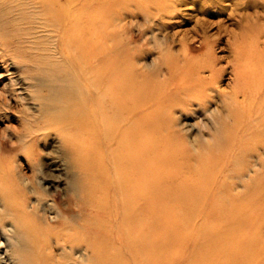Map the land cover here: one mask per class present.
<instances>
[{
  "label": "bare ground",
  "instance_id": "1",
  "mask_svg": "<svg viewBox=\"0 0 264 264\" xmlns=\"http://www.w3.org/2000/svg\"><path fill=\"white\" fill-rule=\"evenodd\" d=\"M156 1L110 0L105 5L126 4L117 13L130 11L132 16L138 5ZM105 13L93 11L91 0H0L3 25L23 23L12 33L21 35L15 39L0 34V62L10 60L27 83L24 96L18 80L7 78L0 98L7 100L9 88L18 99L36 102L41 122L29 133L31 140L58 137L71 176L68 200L77 207L60 209L45 196V188L33 182L37 168L31 170V181L0 160V186L16 228L29 229L43 247V260L54 258L60 249L72 259L75 254L77 261L100 258L103 264H264V112L245 107L236 95L235 107L226 105V114L217 107L208 109L215 97L205 76H199L193 60L181 61L173 54L163 23H155L150 34L156 55L147 70L138 65L139 55L126 42L119 45V36L105 33V25L115 22ZM41 36L49 57H60L56 60L61 69H49L51 65L39 70L28 62L36 59L35 43ZM259 63L264 68V57ZM207 68L213 72L214 67ZM261 77L256 73L250 83ZM176 111L209 115L214 133L210 142L205 138L204 148L192 150L185 144L176 128ZM32 164L38 165L36 159ZM14 176L20 182L11 185ZM29 193L38 195L32 204ZM175 208L181 212L178 220L164 215ZM58 225L61 229L52 230ZM0 234L4 256L21 262L32 237L27 236L31 241L26 244L19 233L15 241L9 231L8 236ZM20 245H25L21 255ZM172 252H179L180 258ZM4 256L0 253V263L6 261Z\"/></svg>",
  "mask_w": 264,
  "mask_h": 264
},
{
  "label": "rangeland",
  "instance_id": "2",
  "mask_svg": "<svg viewBox=\"0 0 264 264\" xmlns=\"http://www.w3.org/2000/svg\"><path fill=\"white\" fill-rule=\"evenodd\" d=\"M109 1L110 0H91V8L93 9V11L96 9L97 11H103L104 13V10H106V17L109 18V16H111V19L115 20V22L113 21V23L105 25L108 27L104 28L105 33H107L109 36L113 34H116L117 37L119 36L117 39H115V42L119 45H123L126 42L132 50V53H136L137 55H139V60L137 61L139 66L147 70L152 67L154 62L153 60L156 55V49L151 44L150 34L151 32H153L155 23H163V26H161L162 24H160V26L163 27L162 30H165L170 35V46L172 47L173 54H176L178 59L181 61H184V58L186 62H191L193 60L191 63H193L194 65L196 64L199 68L196 71L201 70L199 76H205L204 80L211 89L209 93L215 97L213 102L209 105L208 109H213L214 107H217L219 108L218 110H222L220 111L222 114H226L227 108L229 109L230 107H235L233 105L234 102L232 97L236 95L238 96V99H236L241 102L242 105L244 104L245 107L249 105L248 107H250L251 110L260 108L261 113L264 112V99L262 100V96L264 95V71L262 73V71L260 70H264V68L260 67L259 63L260 58L264 57V0H159L154 2V4L150 2H145V4H143L142 6L138 5L139 7L137 8V10H134L135 13H133L132 16L130 11H128L126 14L117 13V9H119L120 6H125L126 4L122 3V5H117V7H114L113 4L105 5L106 2ZM157 5L159 7H157ZM162 5H164L165 7L161 8ZM112 8H116V11L114 13L112 12ZM157 8H159V11H161L155 13V9ZM133 9L134 7L129 6V10ZM2 18L3 16L1 15L0 31H2L3 27L5 28V31L4 33L0 32V34H2L4 38L6 35H8L5 39L9 38L10 40L12 38L15 39L16 37L21 36L14 35L15 37H12V33L14 34L16 29L19 30L18 26L23 24L22 22L18 23L20 25L14 23H6V26H4V20ZM7 28H9L8 30L11 31L10 35L7 34ZM10 28L14 31L12 32ZM108 29L110 32L108 31ZM41 37L42 38H40V40H38L37 42L34 41L32 43L34 44L36 42L35 44L37 48L36 53L34 51L35 55L33 54V58H36L34 59V62L33 59H30L31 57H28L30 61H28L27 57H23V59L28 61L31 65L32 63H34L33 65L36 66L37 69L40 68L41 70H48L47 68H49L51 65H53L51 66L53 68L49 69L55 68V71L61 69L59 68L60 66L58 64L59 61H57L60 57H57V60H52V58L49 57L50 52L46 49L47 43L46 39L44 38L45 36ZM171 41H173V43ZM44 43L46 45L45 47ZM32 44L29 46L34 47L35 44L34 46ZM21 50L22 49H20V51ZM256 51L259 53H257ZM38 52H40V55L36 56ZM44 52L47 54L45 55V57ZM41 53L43 54V56ZM36 60L39 61L35 62ZM46 60L47 62L49 60L50 63L47 64V62H45ZM8 61L9 63L6 62V64H9L7 65L9 66V68L6 67V64L3 65L0 62V89L4 83L9 82V79L7 78L12 77L13 79L18 80L19 86L21 84V88L25 90L21 91V93L26 96L27 91L25 88L27 83L24 79H20L22 77L18 73L21 69L17 66L12 67L10 64L11 61ZM38 62H40L42 65ZM257 64L259 66H257ZM208 65H211L212 68L214 67L213 72H210L209 68H207ZM256 69L258 70L257 72ZM10 70L14 72H12L14 75L10 73H5V71L10 72ZM16 70H18V72H16ZM252 70L254 71L252 72ZM30 71L31 73L34 72V70ZM256 73L262 76V81H260V79L258 80V83L256 82V84H253L252 82L250 83V80ZM246 74L249 78L246 76ZM245 76L247 79L245 78ZM247 80H249V82ZM237 81H239L240 83H238ZM237 84L239 85V87H237ZM235 89L236 91L237 89L239 90L235 92ZM10 92L11 91L9 88L5 90V94L7 95L6 101L0 98V160L3 163V166L5 165L4 167H11L16 172L21 171L31 181L33 178L31 177V170L32 168H37L39 170V173L35 174L37 176L33 178V182H38V185L43 186V188H45V196L52 199L53 201H51L54 202L58 207H60V209L71 207L76 210L77 207H75L74 204L68 200V197L71 193L69 190L68 177L70 178L71 176L70 173H68L67 162L65 161V155L62 151V147H60L58 137L54 134H49V136L41 137L35 142L31 140V134L29 133H33L37 123L39 124V122H41V117H38L37 115V104L33 100L23 101L20 98L18 99V96L15 94H13L15 96L12 97L13 95H11L12 93L9 94ZM224 97L226 98L224 99ZM231 98L232 101H229L231 100ZM255 99L256 101L254 102L253 100ZM260 99L261 102H259ZM14 100L15 102H13ZM20 101L22 102L20 103ZM251 101L254 102V104H252ZM230 103H232V105ZM260 103L261 106L259 105ZM5 105L8 107L7 109H5L6 107H3ZM226 105H228L227 108ZM18 106L20 107V109ZM189 113L190 114H187V112H183L182 115L179 113V111L173 113V115L177 117L176 128L179 129L182 133V140L189 148H191L192 150H198L199 148L202 149L204 148L202 147V145L204 146L207 143L205 141V138L209 137L207 140L210 142L211 137L214 133L212 121L210 120L209 115H207L205 112L194 114H192L191 112ZM20 115H22V117ZM16 116H18L19 118ZM206 123L208 124L207 127H205ZM14 132H16V134ZM17 133L19 134V136H16ZM27 135L29 136L30 141ZM24 137L25 139L23 140ZM33 150L36 153H34ZM34 159H36V162L38 163L36 167H34L35 165L32 164V160ZM30 180L28 183L29 188L32 187ZM18 182L20 181L17 180L15 176L11 177V179L9 180V184L11 185H16ZM34 186L36 185L34 184ZM0 192L2 193V195L0 193V231H2L4 234L7 233V236L9 231V237L11 238L12 236L14 241L15 237L19 234L20 236H17L18 238L22 237V239H24L25 237L24 240H28V242L30 240V237H32V242H29L30 245H28V248H30L28 250L25 249L27 251L23 252V247L25 245L21 247V245L25 243L19 246L21 247V250L19 248V254L21 251L23 252H21L22 254L28 253V257L26 256V254H24V257L23 255L21 256L22 263L20 261H17V259L13 261L10 260L8 257H5L2 250L4 249V246L0 245V253H2V256H4L3 259H6L7 261H4V263L0 264H12L13 262V264H23V261L26 260L29 261L26 262V264H72L73 262H75L76 264H103V260L100 258H92L83 262L77 261V259L75 258V254H73L74 257L72 259V254H67V256L65 254L66 252L64 253V251L62 252L60 249L59 250L61 252L56 249V256L54 258L49 260H43L41 257H39V252H43V247L40 244L37 245V240H33V236L29 234V229H26V226L25 229L23 227H20V229L18 227L16 228L17 224L13 221V217L11 215L12 213L10 214V212H12L13 210L10 209L11 206L7 203L1 186ZM34 194L35 193L28 194V203L32 204V202H34L35 197L38 196L37 194L36 196H34ZM12 208L14 207L12 206ZM169 212H172L174 214ZM180 213L181 212L177 211L175 208V210L168 209V211H166L164 215H166L168 218H171V216L173 217L174 215L178 220V217L180 218ZM47 214L48 216H51L50 211H48ZM9 228L11 229V231ZM59 229H61L60 225H58L52 230L56 231ZM14 233H17V235H15ZM25 233L27 234L26 236ZM27 236L30 237L28 238ZM1 240L2 235L0 234V241ZM24 240L23 242H25ZM28 242L26 241V244ZM33 242L36 244H33ZM32 248L33 254L31 255L30 250ZM76 250L77 249L75 248L74 252L78 253ZM177 253L180 255L179 252H172V255L176 254V258H180ZM25 257H27V259ZM66 257L70 258L68 259ZM24 258L25 260H23ZM74 258L76 260H74ZM3 259H1V262L3 261ZM7 259H9L10 261H8Z\"/></svg>",
  "mask_w": 264,
  "mask_h": 264
}]
</instances>
